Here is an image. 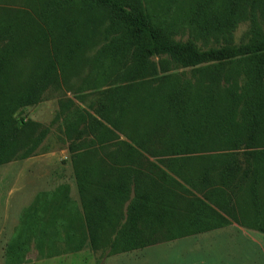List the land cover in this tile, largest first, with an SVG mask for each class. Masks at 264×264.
Returning <instances> with one entry per match:
<instances>
[{
    "label": "trees",
    "instance_id": "16d2710c",
    "mask_svg": "<svg viewBox=\"0 0 264 264\" xmlns=\"http://www.w3.org/2000/svg\"><path fill=\"white\" fill-rule=\"evenodd\" d=\"M63 85L77 200L39 192L9 264L31 244L106 257L232 221L264 233V0H0V165L45 151L50 126L20 113Z\"/></svg>",
    "mask_w": 264,
    "mask_h": 264
},
{
    "label": "rangeland",
    "instance_id": "374dc122",
    "mask_svg": "<svg viewBox=\"0 0 264 264\" xmlns=\"http://www.w3.org/2000/svg\"><path fill=\"white\" fill-rule=\"evenodd\" d=\"M10 4L13 3L10 2ZM156 12L161 17V7H158ZM247 28L248 21H243L237 26L234 32L236 42L245 38ZM175 37L186 39L187 33L177 34ZM198 44L201 45V41H198ZM69 82L74 87H78L80 80L77 77H71ZM74 91L68 90L64 85L60 89L49 88L38 104L27 106L20 113L26 118L49 125L50 133L45 140L44 152L0 165V264H9L6 260L8 242L18 228L22 210L39 192L52 190L57 185L66 183L69 186L70 195L77 200V189L69 162L67 143L60 138L59 121L55 120L59 111V102L71 98ZM90 98L87 97L84 103L76 99L74 101L84 106ZM63 153L66 154V158L62 157ZM250 234L253 237L243 239L240 237L241 233L237 231L211 232L160 242L142 249L106 257L99 252L84 248L78 252L44 258L31 244L25 259L22 263L16 264H200L198 261L201 258L204 260L208 256L223 254L227 256L226 252H230L231 246L233 256L238 253L255 264H264V236L257 238L259 234ZM230 239L233 242H241V247L230 245L232 242Z\"/></svg>",
    "mask_w": 264,
    "mask_h": 264
},
{
    "label": "crops",
    "instance_id": "0c3cea01",
    "mask_svg": "<svg viewBox=\"0 0 264 264\" xmlns=\"http://www.w3.org/2000/svg\"><path fill=\"white\" fill-rule=\"evenodd\" d=\"M121 138H123V137L121 136ZM62 157L66 158V154L63 153ZM225 230L226 231H228V230L229 231L230 230L237 231V232L241 233L240 237H242L243 239L253 237L250 233L259 234L257 238H262V236H264V233L257 231V230H254V229L247 228V227L242 226V225H239L234 221H232L231 224H229L227 226L217 228L214 230H210V231H206V232H202V233H198L195 235L198 236V235L210 234L211 232H221V231H225ZM191 236H193V235H191ZM175 240H177V239H175ZM230 240L232 241V239H230ZM231 244L237 245V246L240 245V247H241V242H233L232 241V242H230V245ZM231 248L232 249L229 248L230 252H226V255L228 256V258H226L227 256H224V254L221 256H213V257L208 256V257L204 258V260H203V258L199 259L201 262L198 261V263H200V264H202V263H205V264H255L252 260L251 261L248 260L247 257L241 256V254L239 255L237 253L235 256H233L234 254L231 253V251H233V247L231 246ZM230 253H231V256H230ZM256 264H258V263H256ZM259 264H262V263H259Z\"/></svg>",
    "mask_w": 264,
    "mask_h": 264
}]
</instances>
